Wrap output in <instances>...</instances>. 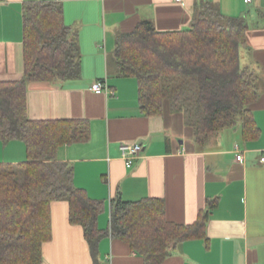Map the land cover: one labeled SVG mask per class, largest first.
<instances>
[{
	"label": "crops",
	"instance_id": "obj_1",
	"mask_svg": "<svg viewBox=\"0 0 264 264\" xmlns=\"http://www.w3.org/2000/svg\"><path fill=\"white\" fill-rule=\"evenodd\" d=\"M0 0V80L22 76V5ZM63 18L77 32L81 74L65 81H30L27 115L33 119L85 118V142L61 146L57 158L73 167V183L89 197L102 200L97 225H109L110 201L144 197L164 201L165 218L191 224L206 207L204 235L176 246L160 264H264V0H209L226 16L244 17L246 45L241 66L257 73L258 97L249 105L259 135L244 139L238 126L215 134L205 146L193 140L183 114L164 103L161 115L144 116L137 82L118 76L112 51L118 32H129L141 20L159 31L191 25L206 0H58ZM106 80L109 92L90 89ZM122 142H140L143 150L126 167L119 156ZM237 146V149L235 148ZM241 159L237 160L236 155ZM26 160L21 140L0 141V163ZM51 237L42 245V264H93L83 229L68 220L66 200L50 204ZM98 264H144L130 246L110 236L100 240Z\"/></svg>",
	"mask_w": 264,
	"mask_h": 264
},
{
	"label": "trees",
	"instance_id": "obj_2",
	"mask_svg": "<svg viewBox=\"0 0 264 264\" xmlns=\"http://www.w3.org/2000/svg\"><path fill=\"white\" fill-rule=\"evenodd\" d=\"M21 15L23 73L0 80V141L21 140L26 160L0 163V264H42V245L51 237L50 204L57 200L67 201L69 222L82 227L93 264L107 236L126 242L144 264H160L184 240L203 236L215 201L207 200L185 225L165 218L161 198L128 201L117 192L108 227H98L104 202L76 187L72 165L57 158L61 146L89 139V121L27 115L28 82L80 77L77 32L65 23L58 0L25 2ZM247 30L244 17L226 16L206 0L187 28L159 31L141 20L118 32L112 57L118 76L136 80L144 116L161 115L167 102L171 112L183 114L200 146L235 126L244 139H253L259 128L249 105L258 97L257 73L239 58Z\"/></svg>",
	"mask_w": 264,
	"mask_h": 264
},
{
	"label": "built area",
	"instance_id": "obj_3",
	"mask_svg": "<svg viewBox=\"0 0 264 264\" xmlns=\"http://www.w3.org/2000/svg\"><path fill=\"white\" fill-rule=\"evenodd\" d=\"M251 0H245V2H250ZM90 89L96 93H103V92H109V87L106 83V80H98L91 84ZM119 156L124 161V164L126 167H130L133 165L134 161L140 156L143 145L140 142H134V143H126L122 142L119 145ZM237 149V146H235ZM236 159L240 160L241 155L237 154ZM259 161L261 163H264V151L262 152Z\"/></svg>",
	"mask_w": 264,
	"mask_h": 264
}]
</instances>
